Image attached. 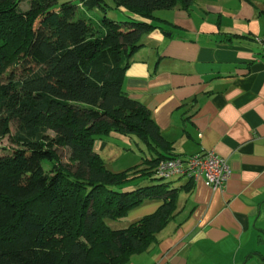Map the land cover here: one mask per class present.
<instances>
[{
  "label": "trees",
  "instance_id": "obj_1",
  "mask_svg": "<svg viewBox=\"0 0 264 264\" xmlns=\"http://www.w3.org/2000/svg\"><path fill=\"white\" fill-rule=\"evenodd\" d=\"M22 1L0 0V141L13 127L19 146L0 156V264H124L175 209L167 184L120 191L174 157L149 110L125 93L124 72L158 27L155 13L194 0H111L123 22L105 15L106 0H26L27 10ZM111 132L146 145L145 167L106 169L94 146ZM153 198H163L154 213L126 229L106 225Z\"/></svg>",
  "mask_w": 264,
  "mask_h": 264
},
{
  "label": "crops",
  "instance_id": "obj_2",
  "mask_svg": "<svg viewBox=\"0 0 264 264\" xmlns=\"http://www.w3.org/2000/svg\"><path fill=\"white\" fill-rule=\"evenodd\" d=\"M158 12L124 91L149 110L170 155L214 151L230 176L220 191L202 178L168 181L173 220L124 264H264V0H194ZM95 144L99 153L107 146ZM162 203L143 201L128 223Z\"/></svg>",
  "mask_w": 264,
  "mask_h": 264
},
{
  "label": "rangeland",
  "instance_id": "obj_3",
  "mask_svg": "<svg viewBox=\"0 0 264 264\" xmlns=\"http://www.w3.org/2000/svg\"><path fill=\"white\" fill-rule=\"evenodd\" d=\"M108 8L104 12L105 15L117 22L129 21L128 13L120 11L113 6L111 0H106ZM22 10H27V1L23 0L20 4ZM156 12L155 15H158ZM92 16L100 18L103 16L101 11H94ZM14 128L11 127L10 134L6 135L0 141V156L6 155L11 152L12 149L19 147L13 143L12 136L14 135ZM107 143L106 149L100 153V157L103 159L106 169L113 173H120L125 171H132L145 167V160L149 159L150 154L146 145L143 144L136 137H128L119 133L111 132L107 139L104 140ZM97 144H95V147ZM57 155L59 160L63 164L68 163L69 151L67 149H57ZM181 180V179H180ZM167 180L149 179L148 177H141L131 180L124 184L121 188V192H129L139 187L153 186L167 184ZM167 188V187H166ZM167 190V189H166ZM133 211L130 210L128 213ZM128 213L118 220H106V225L112 230L126 229L131 223L128 220L135 214Z\"/></svg>",
  "mask_w": 264,
  "mask_h": 264
},
{
  "label": "built area",
  "instance_id": "obj_4",
  "mask_svg": "<svg viewBox=\"0 0 264 264\" xmlns=\"http://www.w3.org/2000/svg\"><path fill=\"white\" fill-rule=\"evenodd\" d=\"M257 42L264 48V34ZM154 176L160 180L185 178L195 181L202 178L206 187L223 190L230 176L226 160L214 151H206L192 156H174L158 162Z\"/></svg>",
  "mask_w": 264,
  "mask_h": 264
}]
</instances>
